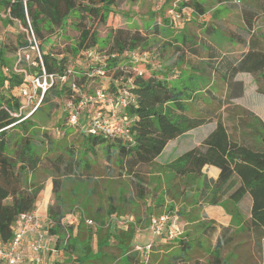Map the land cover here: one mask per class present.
I'll return each mask as SVG.
<instances>
[{
  "label": "trees",
  "instance_id": "1",
  "mask_svg": "<svg viewBox=\"0 0 264 264\" xmlns=\"http://www.w3.org/2000/svg\"><path fill=\"white\" fill-rule=\"evenodd\" d=\"M115 5L117 0H0V8L5 12L8 21L22 25L27 32L31 30L39 41L43 37V32L55 33L69 21L78 32L75 46L71 50L73 55L81 53L86 48L102 51L96 47L97 32L92 28L91 23H86V19L97 18L105 23L109 14L115 15L113 9ZM184 7L196 15L205 13L202 0H179L176 12L179 13ZM262 7L264 8V5ZM241 17L243 25L236 26L229 35L230 40L234 42L233 37H235L236 42L244 49L237 56L219 50L215 44L205 45L200 42L201 39L194 41L185 32L180 34L179 41L176 38L172 42L166 41L159 45V49L165 50L172 46L176 55L188 52L198 57L203 50L206 52H204L205 60L201 59L200 64L218 75L227 90L235 83L234 78L237 73L246 72L254 76L257 90L264 93V38L253 29L257 17L254 5H243ZM176 29L180 30L178 26ZM217 29L219 28L216 26L206 27L205 35H210ZM160 32V23L153 22L150 33L158 36ZM19 41L20 45L16 46L14 52L26 45V40L19 39ZM112 42V48L107 52L117 53L118 56L108 60L104 67L105 77L88 76L89 65L87 66L85 61H81L82 66L76 65L79 71L67 68L66 57L57 58L42 50L41 41L40 49L45 70L49 73H64L66 69H72L71 78L83 92L87 93L94 89L93 82L100 85V80H107L110 83L109 91L115 93L126 88L135 97L133 102H129L119 111L125 121L123 135L107 137L86 133L79 127L68 126L65 104L69 99L77 102L79 97L73 94L67 84L49 89L43 97L42 105L47 104L49 110L57 108V104L49 98L52 95L61 97L59 108L65 124L82 135V141L85 143L81 154L85 155L93 150L94 146L101 147L104 150L107 165H114L120 175L127 174L132 178L139 198L145 197L146 192L144 186L147 179L142 168L151 165L170 140L216 119L214 129L203 139L200 146L184 151L172 163L165 166L172 169L176 177L200 179L202 183L198 200L204 201L207 205L222 203L232 218H235L234 210L229 209L228 204H236L245 194H248L251 199L249 217L241 219L237 216L236 218L241 220V224L252 227L257 235H264V122L252 112L244 110L246 115L255 119L263 132L249 133L250 138L256 135L254 140L251 138V144H248L244 137L230 136L226 126L214 113L207 112L203 107H199L197 113L189 111V105L195 106L201 101V94L209 98L206 100L216 102L219 106L225 105V99H218L211 89L206 88L202 92H196L194 88L184 83L168 82L162 73H159L162 74L161 76L155 72L144 75L143 72L146 71L141 69L136 72L138 70L136 64L154 65L149 62L151 54L145 58H139L136 63L129 56L134 52H149L142 50L149 44L146 36L139 31L128 33L122 29H116L112 33ZM125 52L130 54L124 55ZM1 63L4 64L3 61ZM76 72L81 75L76 76ZM170 74L168 72L166 76ZM22 82V77L13 73L4 71L0 76V242L4 245L12 237V225L18 215L36 208L39 185L34 183L31 177L37 175L39 171L52 175V182L56 187L58 181L54 176L96 183L92 178L91 164L87 157L83 154L79 157L72 148L64 144L63 146L59 140L50 139L47 133L39 132L32 118L35 113L42 110V107H37L30 116L16 122L19 117H14L12 113L19 109L21 99L15 95L7 96L5 91L10 92L11 89H16V86ZM64 135L67 136L68 133L64 131L61 136L64 137ZM205 165H212L219 169L216 179L208 178L202 173ZM198 208L201 207L198 206ZM109 212L116 211L114 207H110ZM48 217L55 226L48 228L49 234L56 237L55 248L71 253L76 249V244L68 241L69 235L62 238L58 232L60 230L71 232L73 224L65 225L62 221L64 215L51 208L48 210ZM136 228L135 225H128L127 228L119 229L114 234H106L105 238L101 235L97 240L98 252L101 254L99 258L87 257L90 256L91 249L86 244L83 255L86 258L77 256L73 263L143 264L139 252L131 250ZM206 230L214 231V228L206 226ZM179 238L182 246L185 238L182 235ZM110 239L115 242L113 248L116 252L112 251L107 255L102 248L109 247ZM184 256V251L173 255L168 264L181 263L186 260ZM51 264H65V262L54 261ZM146 264L151 262L148 261Z\"/></svg>",
  "mask_w": 264,
  "mask_h": 264
},
{
  "label": "rangeland",
  "instance_id": "2",
  "mask_svg": "<svg viewBox=\"0 0 264 264\" xmlns=\"http://www.w3.org/2000/svg\"><path fill=\"white\" fill-rule=\"evenodd\" d=\"M173 1L117 0V5L113 6L115 15L111 16L109 14L105 23L93 17L90 20L86 19V23H91L92 28L97 32L98 44L96 47L99 50L107 51L112 48V33L116 29H122L128 33L139 31L146 36L149 44L143 47L142 50L149 51L148 54H151L149 62L154 65L136 64L135 66L138 68L136 72L141 69L146 71L143 72L144 75L151 72L158 73L159 76L163 74L168 82L184 83L186 86L194 88L196 92H202L206 88L211 89L218 99H225L226 104L219 106L216 102L206 100L209 98L201 94L200 102L195 106L189 105L190 113H197L199 107L205 108L207 112L214 113L225 124L230 136L234 138L244 137L245 141L251 144V138L254 140L256 135H252L250 138L249 133L255 131L261 133L263 130L253 117L245 114L244 110L252 112L260 120L261 117L253 110L257 108L261 112L264 111V94L257 92V86L253 78L249 75H241L240 81L235 83V91L230 94L227 89L218 84L217 79L203 65L197 64L189 58H184V53L176 55L171 48L172 46L160 50L159 45L166 41L172 42L174 38L179 41L180 34L185 32L194 41L201 39L200 42L205 45L215 44L219 50L225 53H236V50L240 49V44L236 42L235 37H233L234 42L230 40L229 35L236 26L241 24V8L243 5L253 4L256 8L257 17L253 29L255 33L264 38V8L262 7L264 0H258L259 2L255 0H202L205 7L203 15L194 13L189 15L190 9L184 7L179 11L180 17L174 19L168 13ZM176 9L177 7H175ZM155 21L160 23L161 32L158 36L150 33L151 25ZM181 23H184L182 29H176ZM213 26L219 29L210 35H205L204 29ZM26 37L25 28L16 22H9L5 12L0 8V76L3 74L4 68L13 63L14 50L17 45H20L19 39L25 40ZM77 37L78 32L68 21L55 33L43 32V37L40 38L41 49L57 58L66 57L65 66L79 71L76 61L78 63L84 61V57L80 52L75 55L71 53ZM168 72L171 74L166 76ZM75 75L80 76L81 74L79 75L76 72ZM5 86H7V82H5ZM98 86L99 83L95 84L93 82L94 88ZM56 87L58 86L56 85ZM5 92L7 96L15 95L19 99L15 88L11 89L10 92ZM60 98L50 96V101L57 104V108L52 110H49L47 104L42 105L41 102L40 107H42V110L35 113L32 119L35 121L40 133H47L50 139L59 140L62 145L72 148L81 157L85 143L82 141V135L65 124L63 116L60 114ZM212 121L215 123L216 119ZM213 123L188 130L180 137L169 142L159 159L142 168L147 179L144 186L146 189L145 197L142 198L136 195L132 178L128 177L127 174L120 175L114 165H107L104 150L99 146H94L93 150L85 155L83 154L91 164V175L96 183L54 176L58 181L56 187L52 182L53 176L48 172L39 171L37 175L32 176L31 180L39 185L35 211L42 220L47 236H50L48 228L55 227L48 217L49 208L64 215L62 221L65 225L73 224L71 232L60 230L58 234L62 238L69 235L68 241L75 243L76 249L72 250L71 253L57 249L59 254L55 258L58 261L65 262V264H74L73 260L77 256H82V259L86 258L83 257L86 244L91 249L90 256L87 257L90 259L99 258L101 255L97 247L99 237L102 235L105 238L106 234H114L119 229L127 228L128 225H135L138 234L143 233L141 238L143 237L142 241L144 242L160 240L161 235H152L151 232L145 229L149 226L153 217L169 215L177 217L182 229V237H187L190 241L198 240L207 246L228 237L231 242L228 246L225 245L224 254L226 250L229 251V247L242 241L243 244L238 247V250L242 248V251L246 253L245 260L247 264H262L258 254V251L261 252V250L256 247L257 245H253L251 241H245L251 239V234L247 235L244 232L230 236L233 232H223L222 229H219L213 234L208 232L207 236L204 235L203 228L207 225H215L217 222L204 214V210L212 212L216 209L208 207L209 205L205 204L204 201L198 200L201 180L176 177L173 170L165 166L172 163L184 151L200 146L203 139L212 130ZM64 131L68 135L62 137L61 134ZM202 173L206 177L212 178L208 168L204 167ZM198 206L201 208H198ZM217 206L229 214L222 203ZM110 207H114L116 212H109ZM228 207L234 210L233 215H235V218H232V215L229 214L231 217L230 225H240L241 220L236 217L247 218L249 212L250 201L247 194L236 204H228ZM116 218L125 220L126 224L122 226L118 222L116 223ZM89 220L92 222L89 223ZM53 239H56V237H53ZM163 239L167 241L165 237ZM137 240L141 239L138 238ZM108 245L109 247L102 248L107 255L108 253L111 254L112 251L116 252L113 248L115 246L113 239L108 241ZM260 246H262L261 243ZM232 261L234 262V259L230 257L225 263L230 264ZM51 263L50 260L43 264Z\"/></svg>",
  "mask_w": 264,
  "mask_h": 264
},
{
  "label": "built area",
  "instance_id": "3",
  "mask_svg": "<svg viewBox=\"0 0 264 264\" xmlns=\"http://www.w3.org/2000/svg\"><path fill=\"white\" fill-rule=\"evenodd\" d=\"M160 2L162 0H159ZM179 0H174L172 7L168 10L169 15L179 18L175 7ZM27 32V31H26ZM26 45L14 52L13 63L4 68L5 72L13 73L22 77L23 82L16 86L17 95L21 99V105L17 111L13 112L14 117H19L18 121L30 116V114L41 105L45 93L54 86L67 84L74 95H78V101L68 100L65 104L67 110L66 124L70 127H79L82 131L91 134H101L107 137L123 135L125 132V121L120 115V109L129 102H133L135 97L126 89L122 88L118 92L109 91L110 83L107 80H100V85L87 93L80 90L74 83L72 69H66L64 73L45 70L40 41L34 33L29 30L26 37ZM1 46V39H0ZM130 52L124 53L129 55ZM84 61L89 65L88 76L99 75L105 77V70L108 60L117 57V53L98 51L86 48L81 51ZM148 52H134L129 56L136 63L139 58L147 57ZM77 66H82L81 61ZM74 97V96H72ZM120 219V218H119ZM115 219L116 223L125 225L126 221ZM89 223L92 221L89 220ZM148 228L153 235H161L169 240H174L182 235V229L176 216L160 215L153 217ZM30 235L27 246L33 260L41 263L40 253L51 252L58 255L55 247L49 245L52 236H47L44 231L41 218L36 211L20 213L12 225V237L7 244L0 242V264H25V237ZM153 242L146 244H134L132 249L139 252L143 264H146L151 253Z\"/></svg>",
  "mask_w": 264,
  "mask_h": 264
},
{
  "label": "crops",
  "instance_id": "4",
  "mask_svg": "<svg viewBox=\"0 0 264 264\" xmlns=\"http://www.w3.org/2000/svg\"><path fill=\"white\" fill-rule=\"evenodd\" d=\"M191 13L192 12L190 11V13H188V14L190 15ZM179 22H181V21H179ZM240 22H241V24L239 26L243 25L242 17L240 18ZM183 24L184 23H181L180 25H178V28L182 29ZM243 50L244 49L240 46V49L236 50L237 51L236 53H229V52H226V53L233 54V55L237 56ZM204 52L205 51L202 50L200 57L193 55L191 53L185 52L184 58H189L191 61H193L197 64H200L201 59L205 60V53L206 52L205 53ZM200 65H203V64H200ZM206 70L209 71V73L212 74L214 76V78L217 79L218 84L220 86H222L224 89H227L226 85L222 83V80L220 79V77L218 75L214 74L212 71H210L208 69H206ZM241 75H249L253 78V80L255 82V78L252 74L246 73V72H239L236 74V76L234 78L235 83L240 81L239 79L241 78L240 77ZM235 83L228 90L230 92V94H232L233 91H235V87H236ZM255 84H256V82H255ZM256 86H257V84H256ZM257 92L260 93L258 90H257ZM261 94H264V93H261ZM200 99H201V97H200ZM253 111L256 114H258V116L261 117V120L264 122V111L261 112L257 108H255ZM211 123H213V121H211L207 124H211ZM215 123H216V121H215ZM215 123H213L214 126H213L212 130L215 127ZM201 126H203V125H201ZM180 136H178V137H180ZM235 138H238V137H235ZM173 140L174 139L170 140L169 142H171ZM167 144H166V146H167ZM165 147H164V149H165ZM164 149L162 150V152L159 154V156L154 161L159 159V157L162 155ZM204 167L208 168V170L211 172L210 176L212 177V179H216L218 177L219 169L217 167L212 166V165H205ZM247 196L249 198L250 205H251L250 196L248 194H247ZM208 207H213L216 210H214L212 212L204 210V214L208 215L209 218L215 220L217 222V224L207 225V226H212L214 228V231H211V230L205 231V227H204L203 228L204 235L207 236L208 232H212V234H213L216 231H218L219 229H222L223 232H230V233L233 232L232 234H230V236L231 235H233V236L238 235L239 233H244V232H246L247 235L251 234L250 235L251 239H246L245 241H251L253 243V245H257L256 247L261 250V252L258 251V254H259L260 260H261L260 263L263 264V262H264V246H263L264 235L263 234L257 235L253 231V228L249 227L247 225H243V224L236 225V226L230 225L231 217L222 208L219 209L217 205H209ZM249 210H250V207H249ZM247 217H249V212H248ZM145 230L151 232L148 227ZM142 234H138V232H136L135 238L133 239V245L136 243L143 245V244H146L149 241H151V240L145 241V242L142 241V238H143V237L141 238ZM50 236H52V235H50ZM137 236H140V237H137ZM53 237L54 236H52L51 241H49V245L51 247H55V242H54ZM25 238H26L25 243H24V246H25V250H24V252H25V264H43V263H47L50 260L52 262L58 261L57 258H55V257H57V255H55L54 253L48 252V251L40 253L39 256L41 258V263H37L36 261H34L32 258L33 255L31 254V252L29 251L28 246H27L29 240L31 239V236L26 235ZM138 238H140L141 240H137ZM183 238H185V237H183ZM176 239L165 241L163 239V236H161L160 240H156V241L154 240L152 251L150 253V257H149L148 261L151 262V264H168L169 259H171V257L173 255H178L180 252L184 251L185 252L184 258L186 260H184L183 262L178 263V264H224L225 261L227 259H229L230 257H233V259H234V262L232 261L233 264H247V262L245 260L246 259V253L244 251H242V248H241V250L240 249L238 250V247L243 244L242 241L237 242L236 243L237 245L235 244L232 247H229V251L226 250V253H225L226 255H225L223 253L224 247H225V245L228 246L229 243L231 242L228 237L221 239V240H218L215 243L210 244L208 246L204 245L203 242H200L198 240L190 241L189 239H187V237L183 240V244L181 246V243L179 242L180 238L178 237ZM260 243L262 244V246H260ZM131 250H133V249H131ZM159 262H162V263H159ZM232 263H230V264H232ZM225 264H228V263H225Z\"/></svg>",
  "mask_w": 264,
  "mask_h": 264
}]
</instances>
